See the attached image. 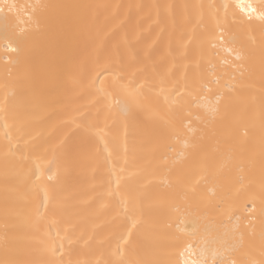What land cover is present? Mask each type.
I'll list each match as a JSON object with an SVG mask.
<instances>
[{
	"label": "bare ground",
	"instance_id": "1",
	"mask_svg": "<svg viewBox=\"0 0 264 264\" xmlns=\"http://www.w3.org/2000/svg\"><path fill=\"white\" fill-rule=\"evenodd\" d=\"M261 12L0 0V264H264Z\"/></svg>",
	"mask_w": 264,
	"mask_h": 264
},
{
	"label": "snow or ice",
	"instance_id": "2",
	"mask_svg": "<svg viewBox=\"0 0 264 264\" xmlns=\"http://www.w3.org/2000/svg\"><path fill=\"white\" fill-rule=\"evenodd\" d=\"M248 7H249V9L252 8L251 5H249ZM260 18H261V19H264V12H261V17H260ZM237 58H238V59L240 58L239 55L237 56Z\"/></svg>",
	"mask_w": 264,
	"mask_h": 264
}]
</instances>
